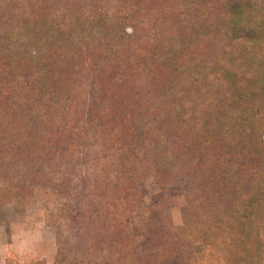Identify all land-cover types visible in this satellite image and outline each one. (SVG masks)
Returning a JSON list of instances; mask_svg holds the SVG:
<instances>
[{"label":"trees","instance_id":"trees-1","mask_svg":"<svg viewBox=\"0 0 264 264\" xmlns=\"http://www.w3.org/2000/svg\"><path fill=\"white\" fill-rule=\"evenodd\" d=\"M36 199L53 264H264V0H0V208Z\"/></svg>","mask_w":264,"mask_h":264},{"label":"rangeland","instance_id":"rangeland-1","mask_svg":"<svg viewBox=\"0 0 264 264\" xmlns=\"http://www.w3.org/2000/svg\"><path fill=\"white\" fill-rule=\"evenodd\" d=\"M140 189L147 204L152 203L162 195V191L154 178L145 180L141 184ZM170 203L174 223L176 225L182 224L181 208L185 204L184 196L179 194L175 195L170 199ZM147 215L148 214H146L145 217H147ZM41 226L44 228L39 229L41 233L38 232L41 242L40 249L43 254H47V252L51 253V249H54L55 254L50 258V263L44 259L38 260L33 264H53L58 248L56 240L57 231L53 221H47L46 219L42 199H36L32 204L28 205L24 211L17 212L13 205L0 208V232L7 234L4 236L5 239H10V234L13 229L19 228L24 230L27 228H39ZM19 247H25V245L21 244ZM195 247L197 255L202 259L203 264H223L220 259L211 256L208 251L205 250L203 243H196Z\"/></svg>","mask_w":264,"mask_h":264},{"label":"crops","instance_id":"crops-1","mask_svg":"<svg viewBox=\"0 0 264 264\" xmlns=\"http://www.w3.org/2000/svg\"><path fill=\"white\" fill-rule=\"evenodd\" d=\"M42 228L13 229L10 239H5L7 234L0 232V264H33L44 259L50 263L55 252L51 249V253H42L39 240ZM21 244L25 247H19Z\"/></svg>","mask_w":264,"mask_h":264}]
</instances>
